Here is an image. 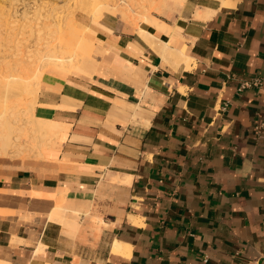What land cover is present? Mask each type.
Here are the masks:
<instances>
[{
  "label": "crops",
  "instance_id": "1",
  "mask_svg": "<svg viewBox=\"0 0 264 264\" xmlns=\"http://www.w3.org/2000/svg\"><path fill=\"white\" fill-rule=\"evenodd\" d=\"M174 5L145 40L105 14L99 71L40 90L54 151L0 158L1 264H264V0Z\"/></svg>",
  "mask_w": 264,
  "mask_h": 264
},
{
  "label": "bare ground",
  "instance_id": "2",
  "mask_svg": "<svg viewBox=\"0 0 264 264\" xmlns=\"http://www.w3.org/2000/svg\"><path fill=\"white\" fill-rule=\"evenodd\" d=\"M10 1L12 0H9V2ZM157 1L158 0H78L76 7L84 13L94 16L97 21L104 17L105 14H111V16L114 15V17H116V15L122 16L121 18H125L128 23L130 22L137 26L140 34L144 36L145 40L153 36L140 26L141 23L153 24L155 28L156 26L159 28H163L164 26V23L152 14L153 7ZM173 1H175L177 5H181L185 0ZM41 5L24 9L20 16L22 20L24 19L25 21L24 27H30L29 29L31 32L29 31V34H35L36 39L35 43L32 45L23 46L22 43H24V41L21 42L20 40L17 45L14 46L17 52L14 51L12 56L17 57L24 51L26 53L25 64H22L21 60L17 61V59L14 58L15 61L7 63L5 71L0 75V156L2 157L29 154V156L32 157L43 158L53 152L51 137L57 134L56 127H58V125L53 123V120L44 119L35 114V107L38 103L37 97L41 88H54L52 87L53 85L51 86L49 84L50 80L61 81L64 79L73 81L78 76L89 78L94 73L98 72L101 67L99 48L90 37L86 36V32H90L91 27L85 26V23V25H81V21L78 22L80 23L79 25L76 16H73L75 12H73L72 17L70 16L71 18L69 17L68 19L66 16L63 18L64 14L62 18L53 15L54 17L50 19L48 17L47 19L49 20L47 21L46 19H41ZM46 17L45 15V18ZM56 33H59L58 37H61L58 42L51 44V42L48 41L46 45L41 43L43 39L47 38L46 35L51 36ZM65 35H70L69 39L63 37ZM70 40L75 44L72 51L79 53L80 58L72 64L60 63L58 62L60 56L67 52L64 50V45ZM107 52L108 50L106 54ZM159 52L169 54L176 58L178 63L184 62L187 67H189L191 59L182 52L171 49L167 44H164L159 49ZM94 65L97 66L96 69H92L95 67ZM11 96H22L26 100L25 105L27 110L24 109L25 112L24 110L8 112L6 106L8 98ZM13 108L10 107V109ZM14 133L16 134L14 135ZM27 135H30V140L24 139ZM60 206L62 205L60 204ZM129 247V245L122 244L120 248H116L115 251L116 253L119 252L124 254L126 252L125 250Z\"/></svg>",
  "mask_w": 264,
  "mask_h": 264
},
{
  "label": "rangeland",
  "instance_id": "3",
  "mask_svg": "<svg viewBox=\"0 0 264 264\" xmlns=\"http://www.w3.org/2000/svg\"><path fill=\"white\" fill-rule=\"evenodd\" d=\"M77 2H78V0H75V1L74 0H59V2H58V0H25V1L24 0H20V1L12 0L10 2H9V0H0V75L3 74V72L5 71V69L7 67V63L15 61L14 58H16L17 61L21 60L22 64H25L26 53L24 51L21 54H19V56H17V57L12 56L14 51L17 52L16 49L14 48V46L17 45L18 41H20V40H21V42L24 41V43H22L23 46L32 45L36 41L35 34L34 35H32V33L29 34V31H30L29 28L30 27L25 28L24 27L25 21H24V19L22 20V18L20 17L22 15L21 14L22 11L26 8H30V7L42 4L41 6L44 8H42L40 6L41 7V11H40L41 19H44V20L46 19V21L49 20L50 18L54 17V16H58V18H62L63 14H64L63 18H65V16H66V18L68 19L70 16L72 17V13L75 12V13H73V16H76L77 23L81 21L80 22L81 25L85 23L86 24V25L84 24L85 26L92 27L94 32H95V35H96L94 25L97 24L98 21L95 20L94 16H92L90 14H86V13L78 10L76 7ZM172 2L174 4H176L175 1H173V0H164V1L157 2L155 4V6L153 7L152 14L157 15V16H173L174 13H176L178 11L179 7L175 6ZM168 3H170V5H169V7H167V9L171 8L173 10L170 13H159L158 12L159 8L164 6L165 4H168ZM29 5H31V6H29ZM55 5H56V7H55ZM8 6H10V7H8ZM75 7H76V9H75ZM48 10H49V12H48ZM51 10H52V12H51ZM45 15L47 16L46 18H45ZM48 17H49V19H47ZM118 17L121 18L122 16H118ZM122 19L126 20L125 18H122ZM80 23H78V24L80 25ZM93 30L91 29L90 32H92ZM90 32H86L87 37L91 36ZM58 36H59V33L53 34L51 36L46 35L47 38L43 39L41 43L46 45V43L48 41H50L51 44L54 42H58L61 38ZM63 37H66L67 39H69L70 35H65ZM66 38H64V39H66ZM64 46H65L64 50L67 52L60 56V60H58V62L65 63V64H70V63L72 64V63H75L76 61H78L80 58V54L72 51L75 44H73L72 41L70 40V41H67ZM25 102H26V100L22 96H13V97L11 96L8 98L6 109L8 110V112H17V111H22L24 109L27 110ZM10 107L11 108L15 107V108H13L14 109L13 110V109H10ZM25 110H24V112H25ZM15 134L16 133H14V135ZM29 136L30 135L25 136L24 139L30 140ZM54 137L55 136L51 137L52 138L51 142H52ZM6 157L25 158V157H32V156H29V154H24L21 156H10L9 155ZM0 158H3V157L0 156Z\"/></svg>",
  "mask_w": 264,
  "mask_h": 264
},
{
  "label": "built area",
  "instance_id": "4",
  "mask_svg": "<svg viewBox=\"0 0 264 264\" xmlns=\"http://www.w3.org/2000/svg\"><path fill=\"white\" fill-rule=\"evenodd\" d=\"M260 129V126L258 125V126H256V130H259Z\"/></svg>",
  "mask_w": 264,
  "mask_h": 264
}]
</instances>
